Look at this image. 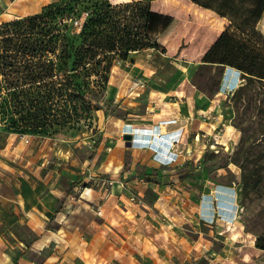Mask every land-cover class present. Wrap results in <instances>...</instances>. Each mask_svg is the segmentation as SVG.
<instances>
[{
    "label": "rangeland",
    "instance_id": "rangeland-1",
    "mask_svg": "<svg viewBox=\"0 0 264 264\" xmlns=\"http://www.w3.org/2000/svg\"><path fill=\"white\" fill-rule=\"evenodd\" d=\"M51 1L58 0H0V22L18 15L39 12L42 5ZM108 1L119 5L115 13L117 27L120 28L124 24L125 31L130 32L133 38H137V34L141 36L144 23L141 16L142 8L148 9L146 28V33L149 36L148 43L155 41L156 44L153 47H146L149 48L146 51L148 53L143 55V58L148 59L158 69L164 63L163 58L166 57L168 48L174 49V46L177 45L180 48H188L191 44L201 46L200 40L208 35L209 30L216 31L223 27L226 28L229 23L226 17H221L211 9H204L191 0H150L143 3H139V0ZM124 3L132 5L123 7ZM85 18L86 12L81 11L71 18H66L65 22L70 25L71 29L78 32ZM257 29L264 35V12L257 23ZM170 57L176 58L172 51ZM142 70L143 68L132 65L129 58L121 59L114 56L103 92L92 98V106L81 110L78 123L74 126L57 128L52 132H45V127L32 130L28 134V141L21 138V134L17 133L15 128L10 127L11 120L19 121V113L8 112L5 102L0 97V157L5 161V164L9 165L8 167L0 165V167L11 175L13 171L10 166L25 164L33 156L37 161L45 160V179L55 176V179H58L60 183H64V193L69 198L70 196L74 197L79 188L84 185L82 181L84 175L93 177L91 180L94 183L92 184L98 189H104V179L112 178L111 185L116 194L121 186L126 184H123L122 175L129 167L131 154L130 147L127 148L123 145L125 138L119 134L112 135L111 131L116 126H121L120 119H124L125 116L130 117L142 113L145 110V101L141 96L134 104L123 106L115 101V97L117 95L119 97L124 92L129 82L140 77L139 71ZM234 72L233 69H227L220 77L222 86L227 85L229 88L223 96L222 105L230 108L232 117L230 119L223 118V125L217 128L219 136L215 143L205 150L197 149L184 159L177 166V170L170 173V175L174 174L173 178L166 175L164 179L146 182V189L141 196L137 195L135 191H131L130 201H134L138 207L143 206L145 210H194L192 216H186L180 211H177V213L180 212L179 215L174 214V217L178 218V229H184L194 237L201 235L200 237L204 241L206 239L214 240V237L222 238L224 235L229 240L239 239L242 246L235 248L234 254V260L237 262L231 261V264H252L253 257L256 261L264 258V224L262 222L264 210H261L264 206V199L252 197L244 200L242 194L241 167L235 159V150L241 133L233 121L235 108L232 94L244 78L242 74L240 76ZM129 73L133 77H130ZM205 79L206 76L202 77L201 82ZM44 90L45 87L42 86L40 94H45ZM204 91L207 97L214 95L211 89ZM5 92L4 90L0 94L3 95ZM204 105L205 101H202L201 106ZM37 113L40 115L45 113V98H43L41 110ZM128 123L130 121H126L123 126V131L127 130L125 133H132L134 130L140 129L132 128ZM125 126L131 128L126 129ZM115 140L118 143L114 144ZM121 155L123 156V166L121 171L115 173L117 167L115 163L119 162ZM57 159L60 160V164H57ZM107 162L112 165L110 166L113 169L112 172L109 171L111 169H105ZM20 177L23 178V176ZM23 179H21V186L27 182ZM10 190L12 189L9 185L1 188L2 192ZM159 192L163 193L162 196ZM69 198H66L67 205H70L71 199ZM105 206L108 210L113 211L108 216L110 228L104 230L100 235L103 245L99 244L98 246L97 258H101V253L105 252V244L114 241L113 248H108V254L111 259L121 263L126 255L125 251L127 252L129 249L126 244L123 245L122 240H128L129 234L132 237L131 226L123 223L121 210L125 209L126 203L122 199L114 197ZM116 211L118 212L115 213ZM166 212L168 213L165 216L173 217L171 211ZM7 216H10L9 211H3L0 214V217L3 218ZM17 217L16 215L15 218H12V224L15 225H13L10 235L8 236V232L4 231L5 236H3L4 238L11 237L7 238L6 242H10L14 246H6V243L1 244L0 258H9L6 256L8 255L14 264H20L21 262L18 261L23 256L37 261L42 260L45 250L38 251L31 248L30 243L34 238V233L29 231L24 221H19ZM149 217L154 216L150 215ZM149 217L146 216L147 222L141 228L140 234L152 243L149 248H146V251L153 254L155 252L153 245L156 243L157 250L165 249L166 239L164 234L155 233V225L153 221H148L151 220ZM191 217L192 219H190ZM227 217L231 219L229 220ZM83 220L84 218H82V222ZM217 223L224 225L221 228L216 226ZM54 224V221H49L50 227H53ZM204 224H208V226ZM198 231L201 233L199 234ZM61 234L65 236V232H61ZM130 240L132 241V239ZM251 240H254V245ZM142 256L148 258L145 253ZM0 264L7 263L0 262ZM95 264H101V262L97 263L96 261ZM196 264L203 263L200 261Z\"/></svg>",
    "mask_w": 264,
    "mask_h": 264
},
{
    "label": "crops",
    "instance_id": "crops-1",
    "mask_svg": "<svg viewBox=\"0 0 264 264\" xmlns=\"http://www.w3.org/2000/svg\"><path fill=\"white\" fill-rule=\"evenodd\" d=\"M223 29L224 27L216 31L209 30L208 35L200 40L201 46L191 44L188 48H180L178 45L174 46V49L168 48L160 69L148 59L143 58L149 48L144 47L129 53L128 58L131 64L143 70L139 71L140 77L134 78L124 92L119 97L118 95L115 97V101L123 106H130L143 96L145 110L120 119L121 126H116L111 131L112 135L123 136L127 131L125 129L123 131L126 121H130L128 124L132 128H140L132 132L129 167L122 175L123 184H126L122 185L116 194L111 185L112 178L104 179V189H98L92 184L93 177L84 175L82 180L84 185L79 188L74 197L69 198L65 196L64 183H60L55 176L45 179V160L37 161L33 156L25 164L10 166L13 171L11 175L0 167V214L3 211H9L10 214L5 218L0 217V245L6 243V246H14L6 242L7 238L11 237L3 236H5L4 231L8 232V236L10 235L15 225L12 224V218L17 215L18 220L24 221L27 229L34 233L30 243L31 248L38 251L45 250L42 260L37 261L23 256L18 261L21 262L20 264H95L96 261L101 264H196L200 261L203 264H231V261L237 262L234 260L235 248L242 246L241 240H229L224 235L222 238L214 237V240L204 241L201 235L194 237L184 229H178V218L174 217V214L179 215L181 212L186 216H192L194 210H145L143 206L138 207L134 201H130L131 191L141 196L146 189V182L166 178L164 176L176 171L177 166L197 149L205 150L211 147L219 136L217 128L223 125V118L232 117L230 108L222 105L223 96L229 89L227 85L222 86L220 81L216 93L212 97H207L192 80L197 66L202 63L204 53ZM171 51L176 58L170 57ZM227 69H233L234 73L241 74L238 69L225 65L221 75H224ZM129 75L133 77L130 73ZM140 82L144 85L141 86ZM132 94L135 95L132 96ZM202 101H205L204 106H201ZM116 143L118 141L115 140L114 144ZM56 162L60 164L59 159ZM109 163L107 162L105 169H111L109 171L112 172L113 169L110 167L112 165ZM0 165L9 166L1 157ZM115 165L117 166L115 173L121 171L122 155L119 156V162L117 161ZM153 168L157 170L154 172L156 177H147ZM23 172H25L24 175ZM173 176L174 174L170 175L171 178ZM21 179L27 181L22 186ZM6 185L11 186L12 190L2 192L1 188ZM84 193L89 195L86 196ZM159 194L162 196L163 193L159 192ZM114 197L126 203L125 209L121 210L123 223L132 228V237L129 234L128 240H122L123 245L126 244L129 249L125 251L126 255L121 263L111 259L108 254V248H113L114 241L106 243L105 252L101 253V258H97L98 246L103 245L100 235L110 228L108 216L113 211L108 210L105 204ZM66 198L71 199L70 205H67ZM166 211H171L173 217L165 216L168 213ZM177 211L180 212L177 213ZM150 215L154 217L150 218ZM146 216L151 219L148 221H153L154 229H156L154 232L164 234L166 239V248L157 250L155 243L153 254L146 251L152 243L140 234L141 228L147 222ZM82 218H84L83 222ZM213 218L216 220L214 215ZM227 219L231 218L227 217ZM50 220L55 222L53 227L49 225ZM204 225L208 226V224ZM223 225L216 224L221 228ZM173 231L176 233L174 234ZM61 232H65V236ZM198 232L201 233V231ZM251 243L254 245V240H251ZM143 252L148 258L142 256ZM6 256L9 258H0V262L14 264L10 256ZM253 260L252 264H264V258L256 261L253 257Z\"/></svg>",
    "mask_w": 264,
    "mask_h": 264
},
{
    "label": "trees",
    "instance_id": "trees-1",
    "mask_svg": "<svg viewBox=\"0 0 264 264\" xmlns=\"http://www.w3.org/2000/svg\"><path fill=\"white\" fill-rule=\"evenodd\" d=\"M191 1L229 21L204 53L192 80L199 90L216 93L225 65L241 72L244 80L232 94L233 121L241 133L235 159L241 167L244 200L264 199V35L257 29L264 0ZM118 7L108 0H58L42 5L39 12L0 22V93L6 91L0 97L8 112L19 113V121L9 124L17 133L74 126L81 110L103 92L114 56L128 59L131 51L155 46L146 33L148 9L142 8L141 36L133 38L124 24L117 27ZM81 11L86 18L77 32L65 19ZM42 86L45 94H40ZM43 98L45 113L40 115ZM156 171L153 168L147 177H156Z\"/></svg>",
    "mask_w": 264,
    "mask_h": 264
},
{
    "label": "built area",
    "instance_id": "built-area-1",
    "mask_svg": "<svg viewBox=\"0 0 264 264\" xmlns=\"http://www.w3.org/2000/svg\"><path fill=\"white\" fill-rule=\"evenodd\" d=\"M141 86H143L144 85V83L143 82H140L139 83ZM132 90V89H131ZM136 94H137V92H136ZM132 95H135V94H132ZM127 132V131H126ZM130 133V132H129ZM124 134H126V133H124ZM131 134V136H132V133H130ZM23 138H24V140L25 141H28L29 140V137H28V134H23V135H21ZM124 146L125 147H130L131 146V139H124Z\"/></svg>",
    "mask_w": 264,
    "mask_h": 264
},
{
    "label": "water",
    "instance_id": "water-1",
    "mask_svg": "<svg viewBox=\"0 0 264 264\" xmlns=\"http://www.w3.org/2000/svg\"><path fill=\"white\" fill-rule=\"evenodd\" d=\"M123 137L125 139H131V134L130 133H126V134L123 135Z\"/></svg>",
    "mask_w": 264,
    "mask_h": 264
},
{
    "label": "bare ground",
    "instance_id": "bare-ground-1",
    "mask_svg": "<svg viewBox=\"0 0 264 264\" xmlns=\"http://www.w3.org/2000/svg\"><path fill=\"white\" fill-rule=\"evenodd\" d=\"M231 70V69H230ZM227 71V70H226Z\"/></svg>",
    "mask_w": 264,
    "mask_h": 264
}]
</instances>
